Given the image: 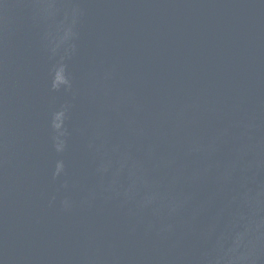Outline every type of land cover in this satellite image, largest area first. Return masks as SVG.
Here are the masks:
<instances>
[{
    "label": "water",
    "instance_id": "water-1",
    "mask_svg": "<svg viewBox=\"0 0 264 264\" xmlns=\"http://www.w3.org/2000/svg\"><path fill=\"white\" fill-rule=\"evenodd\" d=\"M0 264H264V0H0Z\"/></svg>",
    "mask_w": 264,
    "mask_h": 264
}]
</instances>
